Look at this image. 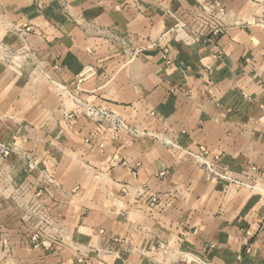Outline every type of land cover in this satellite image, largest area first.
Returning a JSON list of instances; mask_svg holds the SVG:
<instances>
[{"label": "crops", "instance_id": "1", "mask_svg": "<svg viewBox=\"0 0 264 264\" xmlns=\"http://www.w3.org/2000/svg\"><path fill=\"white\" fill-rule=\"evenodd\" d=\"M0 141V264H264V197L190 155L264 187V0H0Z\"/></svg>", "mask_w": 264, "mask_h": 264}, {"label": "built area", "instance_id": "2", "mask_svg": "<svg viewBox=\"0 0 264 264\" xmlns=\"http://www.w3.org/2000/svg\"><path fill=\"white\" fill-rule=\"evenodd\" d=\"M213 15L214 17H217V19H220V20L224 19V11L222 9H219L218 12H216V14L214 13ZM221 29L222 28L220 26H217L214 31V35H218L221 32ZM32 32H33V29L31 27H24V29L21 30V33L26 34V35ZM89 73L93 74L92 71H89ZM83 78H85V76ZM76 93L78 94V92ZM83 111H84V114L89 119L93 120L94 122L99 123L101 125L104 123H107L109 125V129L114 132L129 129L123 117L115 113H112L108 111L107 109L94 107L91 105H85ZM13 152L14 151L11 146L5 143H2L0 141V158L1 159L9 158ZM190 155L194 157L201 164V166L206 171L209 177L219 180V181H225V182H229L232 184L245 186L248 189H250L252 192H256L257 194L264 197V187H259L256 184L248 185L246 183H243L241 180L235 177L229 176L226 172L225 173L220 172L218 170L216 162L208 158L209 153L207 150L202 149L199 155L198 154H190ZM56 233H57L56 230H54L53 238L44 237L43 235H41V233L38 230L33 229L32 237H31V244L33 248L34 249L43 248L47 250V249H50L54 245L55 242H61L63 238L57 235ZM194 264H208V263L204 261H195Z\"/></svg>", "mask_w": 264, "mask_h": 264}]
</instances>
